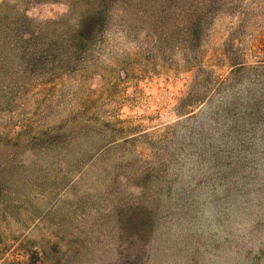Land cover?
<instances>
[{"label":"rangeland","instance_id":"obj_1","mask_svg":"<svg viewBox=\"0 0 264 264\" xmlns=\"http://www.w3.org/2000/svg\"><path fill=\"white\" fill-rule=\"evenodd\" d=\"M90 2L0 0V264H264V0H110L75 53L14 45Z\"/></svg>","mask_w":264,"mask_h":264},{"label":"trees","instance_id":"obj_2","mask_svg":"<svg viewBox=\"0 0 264 264\" xmlns=\"http://www.w3.org/2000/svg\"><path fill=\"white\" fill-rule=\"evenodd\" d=\"M110 0H91L90 4L83 7L82 13L69 19L64 24L60 20L36 21L24 16L17 18L13 24L15 28V46L19 49L24 47L36 56V53L55 51L58 49L76 52L82 49L87 43L95 41L99 31H102L104 23L107 21V6ZM199 12V11H197ZM61 23V24H59ZM55 24L58 28H51L49 25ZM26 32V33H25ZM7 26L0 27V47L6 44V38L10 35ZM190 92L188 98H190ZM196 103H204L209 100L199 98L194 99ZM235 109V108H233ZM223 111L231 109L222 108ZM216 111H219L217 109Z\"/></svg>","mask_w":264,"mask_h":264}]
</instances>
